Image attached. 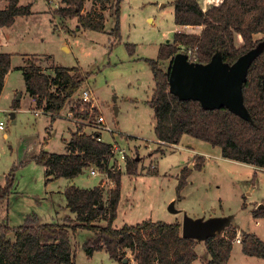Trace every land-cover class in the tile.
<instances>
[{
  "label": "rangeland",
  "instance_id": "obj_1",
  "mask_svg": "<svg viewBox=\"0 0 264 264\" xmlns=\"http://www.w3.org/2000/svg\"><path fill=\"white\" fill-rule=\"evenodd\" d=\"M28 1L32 6L31 15L20 17L12 26L0 28V52L14 54L13 66L31 58L52 76L56 65L77 66L84 82L51 127L49 113L42 110L36 113L23 70L12 67L8 73L0 97V120L6 126L0 129V186L7 184L12 170L14 179L9 196L0 199V225L17 227L25 224L27 217H32L36 224L69 223L68 217L74 212L67 206L63 193L67 185L93 187L102 180L100 185L105 189L106 201L107 190L113 185L108 174L121 171V200L115 220L118 228L146 219L182 224L185 215L193 218L231 215L241 232H254L264 239V217L254 214L255 209L256 212L263 209L259 206L264 204V170L226 158L219 146L189 134H184L175 145L157 138L155 109L149 103L155 81L146 59L156 58L160 44L174 41L177 31L201 30L198 26L182 27L175 23V0H122L121 40L114 33L116 19L111 6L102 10L95 0H86L84 15L89 12L104 15L105 29L96 31L80 28L77 18L55 13V9L64 5L62 0ZM218 1L199 0L204 9ZM7 3L8 0H0V8ZM237 38L241 45V36ZM170 65L171 60L164 62L163 68L168 70ZM85 89L91 90L93 105L98 109L94 119L67 117ZM19 94H22L21 106L13 110V101ZM101 115L112 127V131L103 129L102 140L122 146L126 158L121 163L119 158H111L108 173L99 169L100 175H92L91 166L73 179L59 178L47 183L45 167L31 157L42 149L65 153L66 140L71 137L69 128L94 133ZM201 155L206 158L204 167L194 168L179 196L177 186L182 169L195 167ZM130 157L138 161V171L132 175L126 169ZM254 172L258 176L256 180ZM245 201L247 207L244 208ZM172 202L177 212L169 210ZM74 215L77 217L76 213ZM98 223L107 222L100 219ZM229 225L231 223L224 227L222 234ZM70 236L76 264H124L113 260L104 250L87 255L84 243L94 232L80 228ZM9 237L13 239L14 233ZM241 238L239 232L233 245L241 242ZM199 243L196 251L204 254L205 241ZM244 255L239 244H235L231 263L264 264V259Z\"/></svg>",
  "mask_w": 264,
  "mask_h": 264
},
{
  "label": "trees",
  "instance_id": "obj_2",
  "mask_svg": "<svg viewBox=\"0 0 264 264\" xmlns=\"http://www.w3.org/2000/svg\"><path fill=\"white\" fill-rule=\"evenodd\" d=\"M62 1L64 5L55 9V13L77 18L80 28L104 31L103 13H82L86 0ZM95 2L102 10L108 6L114 9V33L121 40L122 0ZM32 13L30 3L24 5L20 4V0H8L7 6L0 8V26H12L18 16ZM175 23L179 26H198L201 30L177 31L174 41L160 44L156 58L146 59L155 81L149 103L155 109L157 138L175 145L180 143L184 134H189L219 146L226 158L264 169V48L252 61L243 82L245 112L234 110L227 104L206 107L199 99L179 97L170 89V68H163L164 62L172 61L182 49H192L196 62L202 64L209 63L217 52L223 62L234 63L264 41V0H219L207 9L199 0H175ZM238 36L242 38L241 45L237 43ZM25 62V67L21 69L35 106L49 113L52 121L56 120L83 84L82 71L77 66H56L52 76L37 61L29 58ZM11 68L12 54L0 52V97ZM83 103L77 99L74 103L76 107L71 106V110H76L75 116L94 119L97 107L92 111H80ZM19 105L20 100L14 99L13 106L18 108ZM111 150L112 144L99 140L96 132L86 133L78 128L72 132L65 153L42 149L31 159L45 167L46 182L49 183L59 178L73 179L93 165L108 172ZM201 156L195 167L182 169L177 186L179 196L194 168L201 170L204 167L206 158ZM126 164L127 173H137L138 161L135 157H130ZM108 176L113 185L107 190L106 201L105 189L100 184L93 187L69 184L65 188L63 193L67 206L77 214L76 218L68 217L69 223L36 224L32 217H27L26 223L17 227L0 225V264H76L70 234L80 228L94 232V236L84 243L88 256L106 250L113 260L124 262L128 258L127 252L131 251L136 264H192L199 257L196 251L199 240L184 237L180 222L146 219L135 225L115 227L121 200L122 173L110 172ZM253 178L257 179L256 172ZM13 179L14 170L8 175L7 184L0 186V199L9 196ZM243 207H246L245 202ZM255 214L264 217V208ZM100 219L107 223H98ZM233 221L225 233H217L205 240L211 254L207 264L229 263L233 241L238 234ZM11 233H14L13 239L9 237ZM241 243L245 254L264 258V240L258 234L242 232ZM129 263L128 258L124 264Z\"/></svg>",
  "mask_w": 264,
  "mask_h": 264
},
{
  "label": "water",
  "instance_id": "obj_3",
  "mask_svg": "<svg viewBox=\"0 0 264 264\" xmlns=\"http://www.w3.org/2000/svg\"><path fill=\"white\" fill-rule=\"evenodd\" d=\"M264 41L256 48L240 56L234 63L223 62L217 52L207 64L191 61L185 52L177 53L171 61L169 84L172 92L181 98L199 99L206 107L222 104L245 112L243 104V82L252 61L262 52ZM18 99L20 98L17 97ZM260 207H264L263 204ZM170 211L177 212L174 202ZM232 221L231 216L193 218L185 215L182 223L184 237L205 241L220 233ZM126 262V261H124Z\"/></svg>",
  "mask_w": 264,
  "mask_h": 264
},
{
  "label": "built area",
  "instance_id": "obj_4",
  "mask_svg": "<svg viewBox=\"0 0 264 264\" xmlns=\"http://www.w3.org/2000/svg\"><path fill=\"white\" fill-rule=\"evenodd\" d=\"M185 53L188 54V57L191 61H195L196 62V55L194 53V51L192 49L190 50H185ZM79 99H81L84 103L83 105L80 107L82 108L81 111H84V110H93L94 107H96L95 105H93V95H92V92L91 90L89 89H85L83 90L82 94L80 95ZM88 106V107H87ZM74 107H76V105H74ZM36 108V113L39 114L41 112V110L44 112L43 109L41 108ZM67 117L73 119V117H76L75 116V113H74V110H70V112L68 113ZM78 118V117H76ZM95 126H96V131H94V133L96 132L97 133V138L99 140H102V136L100 134H102V131L103 129L104 130H107V131H112V127L107 125L105 123V117L103 115L99 116V122L95 123ZM5 122L3 120H0V129H5ZM162 142V141H161ZM112 152H111V158H119L120 160V163L122 161V159H125L126 158V151L124 148H122V146H120L119 144H117L116 142H112ZM118 167V166H117ZM110 165H109V169H110ZM101 169L99 166H92L90 168V172L92 175H100L101 174ZM103 171V170H102ZM103 172H106L108 173L107 171H103ZM109 175V174H108ZM103 182V181H102ZM102 182L100 184H102Z\"/></svg>",
  "mask_w": 264,
  "mask_h": 264
},
{
  "label": "crops",
  "instance_id": "obj_5",
  "mask_svg": "<svg viewBox=\"0 0 264 264\" xmlns=\"http://www.w3.org/2000/svg\"><path fill=\"white\" fill-rule=\"evenodd\" d=\"M22 1H24V2H22ZM29 3H31L30 1H28V0H20V4H24V5H26V4H29ZM8 4V3H7ZM7 4L5 5V7L7 6ZM203 6V5H202ZM31 15V14H30ZM28 16V15H27ZM20 17H23V16H18L17 17V19H16V21H15V23L17 22V20L20 18ZM14 23V24H15ZM4 26H0V28H3ZM183 27V26H182ZM11 53V52H10ZM12 54V60H13V56H14V54L13 53H11ZM29 56H26V58H28ZM37 63H39V62H37ZM25 65H26V62L25 61H23V63L22 64H20V65H15V66H13V62H12V67L15 69V68H22V67H25ZM40 65V64H39ZM56 66H60V65H56ZM56 66H54V67H56ZM12 69V68H11ZM11 71V70H10ZM7 76H8V74H7ZM7 76H6V78H7ZM25 79V78H24ZM5 83H6V79H5ZM5 86V85H4ZM26 87H27V85H26ZM28 91V90H27ZM29 93V92H28ZM20 95V98H21V96H22V94H19ZM30 95V94H29ZM17 97H19V96H17ZM20 98L18 99V98H16L17 100H20ZM21 105H19V107H20ZM18 107V108H19ZM18 108H15L13 105H12V109L13 110H17ZM12 116L14 117L15 116V113H13L12 114ZM57 120V119H56ZM56 120H54V121H56ZM50 121H51V127L53 126V123H54V121H52V118H51V116H50ZM70 129V131H71V134H72V132L73 131H75V130H77V129H73V127H70L69 128ZM8 134L7 133H4V136H7ZM49 137H50V135H49ZM70 139H71V137H70ZM70 139L69 140H66V143H68L69 141H70ZM45 140H48L47 139V137L45 138ZM250 165H252V164H250ZM252 166H254V165H252ZM255 167V169H257V170H260V169H262V168H258V167H256V166H254ZM256 170V171H257ZM262 170H264V169H262ZM258 172V171H257ZM257 178H258V176H257ZM102 182V180H100V182L99 183H101ZM71 184H73V183H71ZM69 185V184H68ZM67 185V186H68ZM245 203H246V207H247V202L245 201ZM264 205V204H263ZM260 207V206H259ZM245 208V207H244ZM264 208V207H263ZM256 210V209H255ZM255 210H254V214L256 213L255 212ZM72 213V212H71ZM73 215H71V217L72 218H76L75 217V215H74V213H72ZM215 214H217V213H215ZM213 214H209V217H211ZM214 216V215H213ZM231 216V215H230ZM204 218H206V217H204ZM208 218V217H207ZM261 219V218H260ZM116 220V219H115ZM176 222H178V221H176ZM234 223H235V220L233 221ZM258 223H259V221H257ZM114 226L116 227V225H115V221H114ZM237 231H238V233L240 232V233H242L241 231H240V229H239V227H238V225H237ZM258 236L260 237V238H262L259 234H258ZM263 239V238H262ZM264 240V239H263ZM204 242V241H203ZM201 243H198V245H200ZM235 244H239V246H240V248H241V250H242V245H241V242H236ZM235 244H234V247H233V250H232V253L235 251ZM198 245L196 246V250H197V247H198ZM204 246V245H203ZM206 246V245H205ZM206 248V247H205ZM104 251H106V250H104ZM206 251H208L207 250V248H206ZM206 251H204V254H200V253H198V255H199V257L192 263V264H205L206 262V260L208 259H210L211 258V254L210 253H206ZM97 252V251H96ZM107 252V251H106ZM198 252V251H197ZM242 252H243V250H242ZM108 253V252H107ZM95 254V253H94ZM93 254V255H94ZM109 254V253H108ZM243 254H245L244 252H243ZM93 255H91V256H93ZM247 254H245L244 256H245V258H248L247 256H246ZM110 256V255H109ZM127 257L129 258V260H130V263L129 264H136V261L134 260V257H133V254L131 253V251H128L127 252ZM251 257H256V256H251ZM128 258H126V259H124V261H127L128 260ZM206 258V259H205ZM232 254H231V257H230V259H229V263L228 264H232L231 262H232ZM258 258H260V257H258ZM255 259V258H254ZM260 259H264V258H260ZM208 260H207V262H208ZM258 260V259H257ZM258 261H260V260H258ZM207 264V263H206Z\"/></svg>",
  "mask_w": 264,
  "mask_h": 264
}]
</instances>
